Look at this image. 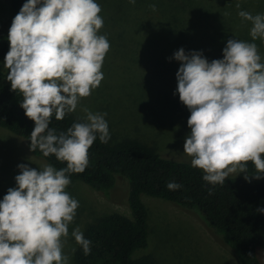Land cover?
I'll list each match as a JSON object with an SVG mask.
<instances>
[{
  "label": "clouds",
  "instance_id": "obj_1",
  "mask_svg": "<svg viewBox=\"0 0 264 264\" xmlns=\"http://www.w3.org/2000/svg\"><path fill=\"white\" fill-rule=\"evenodd\" d=\"M150 7L155 11V4ZM100 12L97 0H24L11 20L3 70L11 90L22 96L19 107L34 122L29 147L66 166L17 165L15 186L0 198V264H69L63 246L79 202L65 189L70 175L88 165L93 142L107 143L110 133L107 114L87 108L85 122H73L65 131L49 125L53 116L62 120L74 112L103 79L110 43L99 34ZM237 15L250 23L253 42L228 39L222 58L211 61L201 51L183 48L171 57L179 62L173 95L189 112L183 153L213 187L233 173H245L248 181V162L255 168L253 179L264 175V59L254 42L264 44V13ZM166 188L182 185L169 181ZM256 212L264 215V207ZM71 237L88 255L91 241L79 227Z\"/></svg>",
  "mask_w": 264,
  "mask_h": 264
},
{
  "label": "rangeland",
  "instance_id": "obj_2",
  "mask_svg": "<svg viewBox=\"0 0 264 264\" xmlns=\"http://www.w3.org/2000/svg\"><path fill=\"white\" fill-rule=\"evenodd\" d=\"M99 15L104 20L99 34L106 35L110 48L104 58L103 79L88 97L81 98L77 109L71 112L85 118L83 108L106 113L110 139L115 143L125 137L141 140L162 157L190 163L183 153V143L189 132V112L173 95L175 73L179 62L171 59L183 48L185 52L201 51L211 61L222 58V49L228 39L248 42L250 23L237 13L244 10L264 13V0H97ZM155 4V11L150 5ZM12 20L9 0H0V33ZM174 30H164L167 27ZM183 31L179 36L177 31ZM6 35H0V41ZM264 59V44L254 41ZM0 60V72L3 70ZM42 168L44 160L33 155L24 141L0 127V192L2 195L15 186L18 164ZM247 174L249 182H263ZM236 175L235 173L230 176ZM109 195L97 192L79 180L70 179L65 191L79 202L73 221L68 226L69 236L63 252L73 264V249L77 243L71 237L72 229L94 219L119 212L131 217L125 204L128 182L117 176ZM147 209L148 237L145 249L135 256L149 254L158 264H237L235 258L219 242V236L203 222L196 210L185 209L157 197L142 195ZM260 264H264V249L256 248Z\"/></svg>",
  "mask_w": 264,
  "mask_h": 264
},
{
  "label": "trees",
  "instance_id": "obj_3",
  "mask_svg": "<svg viewBox=\"0 0 264 264\" xmlns=\"http://www.w3.org/2000/svg\"><path fill=\"white\" fill-rule=\"evenodd\" d=\"M12 18L24 0H9ZM11 24V23H10ZM0 41V60L8 51L7 33ZM167 31L174 30L167 27ZM179 36L183 31H177ZM6 75L0 72V127L20 137L27 149L46 163L59 169L66 165L49 155L44 157L37 149L31 150L30 134L34 122L19 107L21 94L10 88ZM73 122L85 120L67 113L62 120L53 116L50 127L65 131ZM247 174L255 171L248 162ZM202 171L192 168L189 162L162 157L153 147L139 139L125 137L115 143L95 140L88 150V165L81 173H72L70 179L79 180L93 190L109 195L117 182V176L127 180L128 195L125 204L131 217L119 212L104 214L87 223L82 231L91 241L90 252L85 255L77 244L73 264H158L149 255L135 256L145 249L148 237V213L142 195L162 198L185 209L196 210L203 222L219 236V242L236 260L237 264H260L256 248L264 249V215L256 212L264 207V183H252L244 179L245 173L225 178L224 185L214 187L202 180ZM175 181L182 188L172 191L166 188ZM212 188L209 195L208 188ZM3 195L0 192V198Z\"/></svg>",
  "mask_w": 264,
  "mask_h": 264
}]
</instances>
